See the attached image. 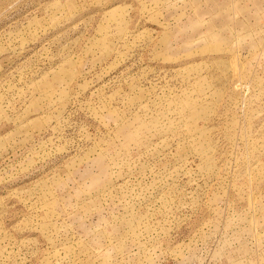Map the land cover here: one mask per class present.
Segmentation results:
<instances>
[{"label": "rangeland", "instance_id": "374dc122", "mask_svg": "<svg viewBox=\"0 0 264 264\" xmlns=\"http://www.w3.org/2000/svg\"><path fill=\"white\" fill-rule=\"evenodd\" d=\"M0 264H264V0H0Z\"/></svg>", "mask_w": 264, "mask_h": 264}]
</instances>
